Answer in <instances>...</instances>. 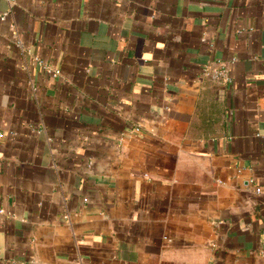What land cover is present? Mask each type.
<instances>
[{"label":"crops","instance_id":"1","mask_svg":"<svg viewBox=\"0 0 264 264\" xmlns=\"http://www.w3.org/2000/svg\"><path fill=\"white\" fill-rule=\"evenodd\" d=\"M78 263L264 264V0H0V264Z\"/></svg>","mask_w":264,"mask_h":264},{"label":"built area","instance_id":"2","mask_svg":"<svg viewBox=\"0 0 264 264\" xmlns=\"http://www.w3.org/2000/svg\"><path fill=\"white\" fill-rule=\"evenodd\" d=\"M37 65L40 66L45 72L49 73V74H53L54 76H58L60 74L59 70H53L52 68H50L49 66H46L43 62H40L37 60ZM215 78H224L226 81H230V78L227 74L226 70H223L219 73H217L215 76H213ZM136 131H139V129L137 128ZM78 264H82V263H78Z\"/></svg>","mask_w":264,"mask_h":264}]
</instances>
